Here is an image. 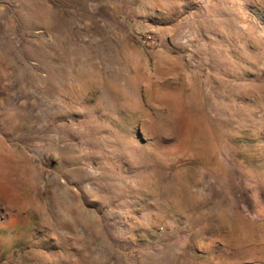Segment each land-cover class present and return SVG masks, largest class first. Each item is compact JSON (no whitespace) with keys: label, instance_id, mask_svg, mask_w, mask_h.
<instances>
[{"label":"rangeland","instance_id":"rangeland-1","mask_svg":"<svg viewBox=\"0 0 264 264\" xmlns=\"http://www.w3.org/2000/svg\"><path fill=\"white\" fill-rule=\"evenodd\" d=\"M0 264H264V0H0Z\"/></svg>","mask_w":264,"mask_h":264},{"label":"bare ground","instance_id":"bare-ground-1","mask_svg":"<svg viewBox=\"0 0 264 264\" xmlns=\"http://www.w3.org/2000/svg\"><path fill=\"white\" fill-rule=\"evenodd\" d=\"M194 123V122H193ZM187 128V127H186Z\"/></svg>","mask_w":264,"mask_h":264}]
</instances>
